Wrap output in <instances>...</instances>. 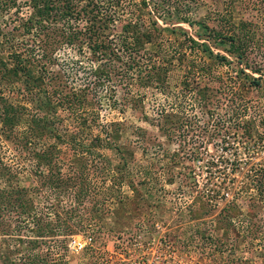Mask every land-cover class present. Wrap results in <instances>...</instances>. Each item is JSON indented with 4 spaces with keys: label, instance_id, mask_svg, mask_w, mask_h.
<instances>
[{
    "label": "rangeland",
    "instance_id": "rangeland-1",
    "mask_svg": "<svg viewBox=\"0 0 264 264\" xmlns=\"http://www.w3.org/2000/svg\"><path fill=\"white\" fill-rule=\"evenodd\" d=\"M97 1L115 20L105 32L113 53L96 60L86 44L79 50L55 44L54 60L46 66L74 90L91 89L87 107L73 117L58 108L57 133H75L81 147L64 148L68 136L39 143L62 155L51 163L61 169L58 186L50 180L43 184L33 162L0 137V162L16 171L18 186L28 190L32 215L45 217L42 227L49 221L60 229L38 234L32 218L20 216L13 222L20 232H0V250H13L10 261L16 264H264V195L259 216H245L249 200L264 191V183L259 185L264 180V0ZM32 10L30 0H16L11 10L0 11L5 51L26 39L19 32ZM79 14L73 26L84 28ZM130 21H139L141 32L154 33L150 42L143 37L136 55L119 44L126 34L122 26ZM244 21L251 32L252 68L245 67L244 58L225 53L228 44L207 37L210 30L228 35ZM127 41L132 44V36ZM205 45L211 58L201 52ZM138 53L139 67L133 61ZM216 55L228 61L220 63ZM97 66L110 75L100 84L91 73ZM260 74L261 84L251 82ZM4 84V99L26 103L23 82ZM198 89L207 95L206 105ZM32 116L26 112L13 134L24 136ZM83 117L84 125L78 123ZM234 121L247 124L249 133ZM69 154L76 157L71 165ZM231 203L242 215L230 212ZM226 212L231 225L214 230ZM256 225L260 231L253 238ZM226 231L228 239L222 236ZM18 233L35 243L6 241Z\"/></svg>",
    "mask_w": 264,
    "mask_h": 264
},
{
    "label": "trees",
    "instance_id": "trees-1",
    "mask_svg": "<svg viewBox=\"0 0 264 264\" xmlns=\"http://www.w3.org/2000/svg\"><path fill=\"white\" fill-rule=\"evenodd\" d=\"M142 2L143 4H147L145 0ZM30 3L32 4L33 10L28 19L21 23L23 31L19 32V36L25 34L27 36L26 39L19 41V43L14 44V46H10L11 50L9 51L3 49L5 45L4 41L0 43V47H2L0 50V85H3V83L23 82L24 87L22 91L24 92L22 93V97L26 102L24 105L11 103L4 99L2 96L3 92L0 88V137L4 135L5 139L14 145V149L26 155L28 159L33 162V172L40 178H44L42 180L43 184H45L47 180H50L51 182L53 181L54 185L58 186V182L62 179V177H59L61 169L59 165L56 169H53L51 163L57 161L58 158H62V155H60L59 151L58 153L55 151L56 147H47L48 145L45 147L42 145L38 147L39 143L45 141V139L56 138L61 140L68 136V138H70L69 142L65 139L62 141L64 148L75 150L77 147H81L75 144V133H68V131L65 130L62 132V137H60L61 134L59 135L57 133L55 127L62 122V117L58 112V108L64 110L63 112H67L68 116L73 117L75 111L78 110L79 107H87V102L89 100L88 95L91 89L74 90L66 84L59 72H51L46 66L51 64L54 60L51 57L56 47L55 44L61 45L65 43V45L76 46L78 50L82 48L83 44H86L96 60L108 57L113 53V50L111 47V40L109 39V33L105 32L115 20L109 13H102L100 11L101 7L97 0H30ZM15 6L16 0H0V11L2 12H7L11 10V7ZM79 13L85 17L83 18L86 20L84 28H80L77 24V26H73V22L79 19ZM138 24L139 21L137 23L131 21L125 23L122 28L124 29V34H126L122 35V41L119 43L126 49H131L135 55L141 50L143 37L150 42L152 35H154L153 31L150 30L141 32ZM247 24L246 21L241 22L242 28H238L242 30H238L237 27L235 29L233 28L232 33L228 35L227 33L229 32H225V34L224 32H214L210 30L212 35L208 33L207 37L208 39L210 38L212 42L219 40L221 45L228 44L224 49L225 53L236 56L238 60H243L244 58L245 67L252 68L248 63L249 55L247 50L249 49V43L247 42L251 40V32L250 29L246 28ZM153 30L157 32L154 25ZM1 33L4 35L3 32ZM129 35L133 38L132 44L127 41V38L130 37ZM189 41L192 44H197L193 38H189ZM203 50L204 51L201 52L204 54L206 51L207 58L213 56V52L207 45H205ZM138 54V56H133L134 64L137 67L140 66L139 58L142 56V54L141 56L140 53ZM182 56H184V53ZM216 59H220V63L228 61L224 55H216ZM201 68L203 70L208 69L205 64ZM253 70L258 73L260 71V69L255 67H253ZM239 72L244 76H248L241 68H239ZM91 73H93L96 78V84H100L101 80H108L110 78V75L102 67L97 66ZM260 76L261 74L257 78H252L251 82L256 85L261 84ZM243 78L244 77H241L240 83L245 82V78ZM184 85L186 90H190L188 84ZM198 93H200L201 97L203 96V104L206 105L207 102L205 98L207 95H205L204 90L200 92L198 89ZM25 104H28L31 108L28 109ZM26 112H33L34 116L27 121V132L24 136L20 137L13 134V130L21 122ZM84 118L85 117L81 118L78 123L84 125ZM233 124L238 127L240 124L241 126L243 125L245 130L242 133L244 135L249 133L247 124L244 125L239 122L236 123L235 121ZM72 154L76 153L73 151ZM76 155L78 156V154ZM75 159L76 157H70L69 154L67 160L68 164L70 163L69 165H71L74 163ZM0 179L7 184L5 187H0V232L2 234L11 236L13 231L20 232L19 230L17 231V228L19 229V223L13 224V222L23 215L32 218L34 222L33 226H36V232L38 234L56 233L55 229H60V226L53 225V223L49 221L44 227L40 225L45 217L41 215L35 218V216L32 215L34 204L32 202L33 200L26 197L28 190L25 187L18 186L17 172L13 171L11 167L2 162H0ZM263 183L264 180H259V185ZM263 195L264 191L259 189V197H252L249 200L248 210L245 214L247 219L252 220L259 216L262 211L261 198H263ZM228 206L230 212H233L234 216L242 215V211L239 210L236 204L231 203ZM11 213L14 214L15 218ZM230 217L231 215L227 212L219 215L218 219H216L217 224L214 226V230L223 227L226 230L225 225H231L229 221ZM43 228H45V230H43ZM259 231L260 228L256 225L251 232L252 237L257 238ZM19 236L20 234L18 233L16 239H6V241L21 244L35 243L36 241H31ZM222 236L226 239L229 237L227 231L223 232ZM222 243H224V241ZM8 244L9 243H7V245ZM12 251L13 250L10 248H7L5 252L0 250V264H16L10 261Z\"/></svg>",
    "mask_w": 264,
    "mask_h": 264
},
{
    "label": "built area",
    "instance_id": "built-area-1",
    "mask_svg": "<svg viewBox=\"0 0 264 264\" xmlns=\"http://www.w3.org/2000/svg\"><path fill=\"white\" fill-rule=\"evenodd\" d=\"M76 245L78 246V248H82L84 246V244L80 243V242H75Z\"/></svg>",
    "mask_w": 264,
    "mask_h": 264
}]
</instances>
